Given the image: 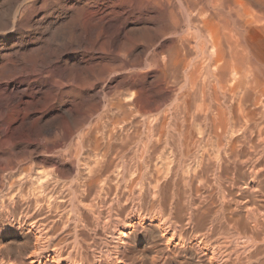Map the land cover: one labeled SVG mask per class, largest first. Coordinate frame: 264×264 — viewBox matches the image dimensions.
I'll use <instances>...</instances> for the list:
<instances>
[{
	"label": "bare ground",
	"instance_id": "obj_1",
	"mask_svg": "<svg viewBox=\"0 0 264 264\" xmlns=\"http://www.w3.org/2000/svg\"><path fill=\"white\" fill-rule=\"evenodd\" d=\"M120 2L131 3L132 0H120ZM142 4L147 9L168 12L163 17L164 21L174 28L181 24L182 17L186 21L187 35L182 36L180 53L174 60L172 69H178V71L181 69L186 72L195 97H199L200 104L193 99L198 107L193 104L197 108H195L197 118H202L206 123V133L209 138L205 137V139L211 141L209 142L212 144L213 148L210 145L212 151L210 148L206 149L209 146L204 140L195 139L193 142L200 143L202 147L197 149L196 160L192 162L188 159L187 162L190 161L188 164L184 161L178 167L172 165L174 160L168 161L165 153H159L161 156H158L157 160L156 154L157 162L154 165L156 170H154L153 179L157 185L152 187H155L160 194L168 190V186H173L171 198L158 203L159 208L153 213L144 212L142 207L144 188L140 187L137 192L139 206L129 210L128 218L117 217L115 225L111 228V232L109 231L110 235L108 234L109 240L112 241L111 248L109 246L110 249L105 251H100L99 248L98 256L91 262L88 248L92 246L85 239L88 223L81 216L76 220L58 215L59 213L55 212L57 201L64 198L63 195L66 193L72 192L73 195L79 193L77 200L81 212L94 214L96 204L88 203L90 197L99 195L101 202L107 203L110 199L113 202H119L122 196L126 197L125 192L120 190L122 180L125 179L129 185L133 183L137 186L135 185L137 179L134 176L136 172L133 170L134 172L124 171V174L120 173L121 171L116 173L109 171L110 167L107 170H97L106 162H109L108 165L112 164L113 156L109 160V151L117 143L113 145L109 138L104 141L107 136H113V132L110 130L111 134L107 132L113 123L107 124V122L101 123L103 120L100 122V120L87 119L92 111L91 106H88V114L72 117L63 124H61L60 116H54L55 118L51 116L49 120L46 119L48 120L45 124L46 130L49 129L47 132L50 131L49 134L56 137L42 140L52 146L57 144L66 146L65 153L69 161H75L79 167L77 176L72 178L74 179L72 182L68 183L61 175L41 168L29 171L14 170L16 162L14 151L0 157V165L4 166V169L0 170V177L11 180L21 178L31 182V191L26 189L27 195L23 193L21 196L25 198L24 201H27V210L34 209V212L30 214V218L18 217L16 220L12 218L8 222V226L21 234L19 238L23 241V245L18 250L28 249L26 259L30 261L23 264H61L63 262L67 264H178L179 257L189 259L187 264H245V259H249L247 261L249 264L251 259L259 256H263L260 264H264V0H143ZM180 15H182L181 18ZM30 84V78H21L7 84L6 89L13 93L21 86ZM35 84L40 87L45 86V83L40 81ZM55 96L47 95L48 99L45 103L41 101L42 99H36V96L30 103L22 101L16 103V100L9 96L12 100L8 97L9 100L6 103L4 101L6 98L3 100L4 105L0 104V118L5 117L10 125H14L20 118V114L21 120L29 119L35 122H41L53 113L64 115V112L56 107L60 99ZM100 130L103 131L101 134ZM196 132L199 134L200 131ZM73 134H75L74 137ZM94 137H96L94 140L98 153L96 155L93 153L95 156L93 157L96 158L94 165L97 167L90 165L91 161L88 162L83 158L84 154L82 155L86 147L85 142ZM125 137L124 140H126ZM43 141L13 138L15 149L23 145L32 147ZM123 142L121 144H124ZM164 147L163 150H165ZM170 155L172 156L173 153ZM85 160L88 164L84 162ZM119 166L120 164L118 168ZM164 173L165 177L162 176ZM148 175H151L150 178L153 176ZM181 180L189 187L190 191H188L191 195L189 200L185 199L186 197L184 198L180 191ZM111 183L114 186H111ZM148 185L150 187V184ZM21 189L24 191L23 188ZM194 192L203 196V200L195 199ZM6 196L3 197L6 199ZM97 199L94 201L97 202ZM92 223L95 222L92 220ZM105 226L103 230L107 233ZM60 229L62 232L57 237ZM72 232L74 234L71 238L74 240L66 241L67 244L61 246L60 241L64 237L68 238L67 235ZM140 232L147 238L145 243L139 239ZM244 251L248 254L246 257ZM1 252L0 250V258L3 256Z\"/></svg>",
	"mask_w": 264,
	"mask_h": 264
},
{
	"label": "rangeland",
	"instance_id": "obj_2",
	"mask_svg": "<svg viewBox=\"0 0 264 264\" xmlns=\"http://www.w3.org/2000/svg\"><path fill=\"white\" fill-rule=\"evenodd\" d=\"M142 2L143 0H132L131 3L120 2V0H0V104L4 105V101L6 103V101L11 99L10 97L14 101L16 100V103L20 101L30 103L35 96L36 99H42L41 101L45 103L48 99L47 95L52 96L53 94L58 97L57 99H60L59 104L56 105L57 109L64 112V115L53 113L41 122L29 119L25 120V122L21 120L22 115L20 114L19 121L17 120L14 125H10L5 117H1L0 157L7 156L11 151H14L16 153L14 170L23 169L29 171L30 169L39 170L41 168L61 175L68 183L72 182L74 180L72 178L77 176L79 167L75 161H69V157L65 153L66 146L64 144L52 146L42 140L44 138L50 140L56 137L49 134L50 131L47 132L49 129L46 130L45 124L51 116H60L62 118L61 124H63L72 117L88 114V106H91L92 111L88 114L87 119L89 121L100 120V122L103 120L101 123L107 122V124L108 122L113 123V126L107 131L108 134H111L109 130L113 132V136H107L104 141L109 138L113 145L117 143L109 151V160L113 156L112 164L108 165L109 162H106L97 170H107L110 167L108 170L116 173L120 171L122 174H124V171H135L138 173L134 175L138 181L135 182L137 186H134L133 183L129 185L127 180H122L120 190L125 192L126 197L122 196L120 201L117 202L118 204L111 199L107 203L101 202L99 195H92L94 197L91 196L88 203L91 202L90 205L96 204L94 214H83L81 212L82 210L79 208L77 200L79 193L75 195L72 192L66 193L63 195L65 199H58L57 204L59 206H56V209L58 208L57 211L55 209V212L59 213L58 215L75 219L82 217L88 223L89 227L86 231L85 239L93 247L88 248L91 262L98 256L97 253L111 248L112 241L109 240V231L111 232L117 217L128 218L130 216L129 210L136 209L139 206L137 192L140 187L143 186L142 188H144L142 197V199L144 198L142 202L144 212L153 213V211L158 210V203L168 201V198H171V192L174 190L173 186H168L169 189L160 194L155 187H152L157 185L153 179L155 177L154 170H156L154 165L158 156H161L160 154L165 153L168 161L174 160L175 164L173 163L172 165L178 167L184 161L187 162L188 159L192 162L196 160L197 149L199 150L202 147L200 143L193 142L195 139L197 141H200V139L204 140L205 144L209 146L206 149L210 148L212 151L213 148L211 141L205 139V137L209 138L206 133V123H204L202 118H197L195 105L200 104L199 97H195L186 72L181 69H179L180 71L172 69L174 68L173 62L180 53L182 36L187 35L186 21L180 15L183 21L177 28H174L164 21L163 17L168 12L147 9ZM21 78H30L31 84L21 86L15 91L16 93L13 92L16 94L14 96L13 93L7 91L6 85ZM37 81L45 83V86L40 87L35 84ZM59 93H61V96H59ZM44 96L45 98H43ZM193 99L198 103L196 102V104ZM131 106L133 107L131 108ZM177 107L181 109L178 110ZM192 118L193 122H191ZM196 123H199L197 124L198 126ZM114 128H116V132ZM196 131H200L199 134ZM99 132L101 134L103 131L100 130ZM203 132L205 133L203 134ZM74 136L75 134H73ZM124 137L126 140H124ZM13 138L18 140L27 139L29 141L40 140L43 142L36 143L32 147L23 145L15 149ZM95 138L88 139L85 142L86 147L82 152V155L84 154L83 158L88 162L91 161L90 165L95 164L94 160L96 158L94 159V154L98 153L95 148ZM119 140L124 141V144H121L122 141ZM207 142L210 144L208 145ZM162 144L163 146H161ZM163 147L165 150L162 149ZM193 148L196 149L193 150ZM116 152L118 153L116 154ZM170 153H173V157L169 156ZM87 155L94 157L89 158ZM88 162L86 163L88 164ZM117 164H120L119 168ZM1 165L0 170H3L4 166L3 164ZM94 166L97 167V165ZM148 174H152V178ZM162 176L165 177L166 174L164 173ZM222 176L224 177V175ZM2 178L1 176L0 190L3 189L4 192H0V195L2 194L0 196L2 199H0V250L2 251L3 259L0 258L2 260V262L0 260V264H11L13 261L12 264H23L26 261H30L26 259L28 249L25 251L18 250L23 245V241L19 238L21 234L16 229L8 226V222L12 218L13 220L18 219V217L30 218V214L32 215L34 212V209L27 210V201L22 198L23 193L26 194L29 190L31 191V182L21 178L12 180L3 178V181ZM181 181L180 191L184 198L188 199L191 197L189 187L183 180ZM148 184H150V187ZM112 185L113 183H111ZM127 185L130 189L126 188ZM17 188L20 189L17 190ZM19 191L22 192L20 193ZM13 192H16V194ZM154 194L157 195L155 196ZM215 195L217 196L218 193ZM3 196H6L7 200ZM193 196L197 200H203V196L195 194V192ZM94 199L98 201L96 202ZM132 200L135 201L133 202ZM2 202L5 203L3 204ZM124 209H126L125 212ZM101 215L104 216L102 217ZM106 215L107 217H105ZM92 220L95 223H92ZM108 223L110 224L109 226ZM103 225H106L107 233L103 230ZM59 231L57 232V237L62 232L61 229ZM73 232L67 235L68 238L64 237L60 241L62 242L61 246L66 245V241L74 240L71 238L74 234ZM143 235L140 232L139 239L142 243H145L147 238ZM82 238L84 239V236ZM99 248L100 251L98 250ZM245 252L244 256L246 257L248 254L247 252L245 254ZM259 257L261 258L259 259ZM259 257L251 259L249 264H260L263 256ZM178 259V264H187L189 261L185 257H179ZM248 260L245 259V264H248ZM61 264L67 263L63 262Z\"/></svg>",
	"mask_w": 264,
	"mask_h": 264
}]
</instances>
